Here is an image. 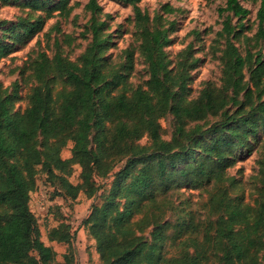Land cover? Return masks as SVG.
I'll return each instance as SVG.
<instances>
[{
	"label": "trees",
	"instance_id": "trees-1",
	"mask_svg": "<svg viewBox=\"0 0 264 264\" xmlns=\"http://www.w3.org/2000/svg\"><path fill=\"white\" fill-rule=\"evenodd\" d=\"M124 1L132 5L135 24L140 26V51L148 62V90L135 88L129 93L103 94L110 82L104 80L99 69L103 52L100 33L104 22L95 17L100 9L97 0H87L85 4L91 12V41L80 56V62L66 61L59 54L53 57L55 66L66 72L72 84L58 113L48 112V98L38 90L33 92L28 107L12 111L10 96L0 88V206L3 207L0 264H51L54 261L55 250L39 238L36 218L29 207L38 166L58 180L64 195L75 197L80 189L91 195L96 190L93 175H106L112 167L111 160L102 161L89 147L90 130L101 127L104 120L111 121L113 126L108 142L98 140L103 159L110 155L119 159L126 157L124 167L115 174L106 200L93 206L85 220L106 264H204L206 253L190 252L186 245L178 255H164L166 223L159 220L163 211L153 214L147 207L152 200L147 198L158 191L165 194L173 183H220L224 179V167L231 161L229 153L249 145V136L258 137L259 131L263 151L258 159V204L240 206L228 198L219 184L214 186L208 202H214L215 218L208 220L207 236L212 247L218 245L213 251L218 258L216 264H261L260 259H264V59L261 52L247 48L244 54L240 53L230 37L231 33L235 37L240 30L235 31L237 26L225 19L219 32L226 35L221 88L205 87L196 96L185 98L181 93L183 81L178 84V90L167 82L170 77L174 78L168 75L170 69L160 54L161 47L168 41L165 30L148 26L150 17L138 5L140 0ZM251 1L259 2L253 37L264 40V0ZM67 2L58 0L48 10L69 13ZM223 10L235 16L248 12L239 0H225V7L220 8ZM34 24L29 25L25 33L31 31ZM166 112L173 114L177 125L171 138L162 140L158 119ZM219 113L221 119L203 130L200 126L186 129L189 122ZM144 133L152 137L153 151L145 156L127 155L126 141L138 139ZM38 134L43 138L41 147L37 145ZM67 139L73 142L72 154L62 158L60 149ZM70 162L80 167L78 184L67 179ZM138 163L140 166L132 174V168ZM129 175L131 181L121 187L125 201L120 207L115 202L117 188L120 178ZM149 226L151 241L141 232ZM48 237L63 241L69 234L53 228ZM218 250L222 251L220 255Z\"/></svg>",
	"mask_w": 264,
	"mask_h": 264
},
{
	"label": "rangeland",
	"instance_id": "rangeland-1",
	"mask_svg": "<svg viewBox=\"0 0 264 264\" xmlns=\"http://www.w3.org/2000/svg\"><path fill=\"white\" fill-rule=\"evenodd\" d=\"M58 0H0V88L10 96L12 111H22L30 105L32 94L38 90L48 98L47 110L58 113L65 93L72 84L66 72L55 66L53 57L59 54L64 60L79 63V58L91 41L89 29L91 12L85 7L87 0H68L70 12L59 9L48 10ZM248 12L235 16L225 7V0H140L138 5L150 17L148 26L165 30L168 41L161 47L160 54L170 69L168 79L173 89L184 82L182 95L192 98L202 88L220 89L222 86V52L226 35L219 32L225 19H229L238 34H230L240 53L247 48L259 50L264 59V40L255 39L257 29L256 11L259 2L239 0ZM100 9L95 13L104 22L101 30L103 52L99 69L104 80L110 82L103 94L129 93L132 89L148 90V62L140 51L139 28L135 24L132 5L124 0H97ZM31 31L26 28L33 24ZM42 66L43 69L40 68ZM40 74V75H39ZM179 75V78L176 76ZM230 93L229 91H226ZM221 119L220 113L209 115L198 121L189 122L187 130L200 126L203 130ZM162 140H169L177 122L171 112L158 119ZM113 123L102 122L101 127L89 132V147L99 154L102 161L111 160L112 167L106 175H93L96 190L87 195L80 189L75 197L64 195L58 180L48 176L46 169L38 166L36 185L29 195V207L33 212L39 238L55 250L51 264H106L97 251V243L85 222L95 205H101L112 187L116 172L122 169L126 157L119 159L110 155L103 159L98 140L109 141ZM198 133V132H197ZM207 140L210 136L205 135ZM41 147L42 135L36 137ZM127 155L145 156L154 149L150 134L126 141ZM73 142L67 139L60 149V156L72 154ZM201 147V146H198ZM200 148H197L199 151ZM263 151L261 134L249 136V145L229 153V164L224 167V179L201 185L172 184L165 194L155 192L148 203L153 214H159L163 227L162 250L166 257L178 255L186 245L190 252L206 253L204 264H216L218 258L208 239V220L215 218L214 202H208L211 191L223 188L228 198L240 206H256L259 200L258 159ZM147 161L151 159H146ZM67 179L78 184L80 167L70 162ZM140 164L132 168L135 174ZM132 176L120 178L115 202L121 207L125 201L121 187L131 181ZM215 186V187H214ZM135 193V192H134ZM166 195V196H164ZM146 199H143V202ZM158 205H155V203ZM160 206V207H159ZM3 207L0 206V213ZM59 228L68 232L67 240H49V231ZM151 241V227L141 231ZM212 232V231H211ZM181 240H184L182 243ZM218 250L217 254H221ZM262 251L260 252L261 256ZM264 259H260L262 264Z\"/></svg>",
	"mask_w": 264,
	"mask_h": 264
}]
</instances>
